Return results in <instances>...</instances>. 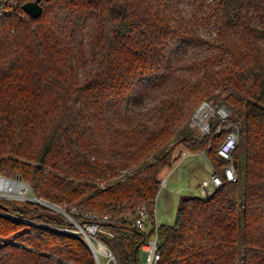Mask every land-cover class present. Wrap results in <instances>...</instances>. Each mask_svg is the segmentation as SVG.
Returning <instances> with one entry per match:
<instances>
[{
	"label": "trees",
	"instance_id": "trees-1",
	"mask_svg": "<svg viewBox=\"0 0 264 264\" xmlns=\"http://www.w3.org/2000/svg\"><path fill=\"white\" fill-rule=\"evenodd\" d=\"M191 48L210 51L184 59ZM211 100L232 112L201 134L191 116ZM237 128L229 181L218 147ZM176 145L223 184L181 195L156 227ZM0 174L98 222L120 264H139L156 230L158 264H264V0H47L37 17L1 19ZM143 205L150 232L132 224ZM0 209L20 217L0 215V264H96L80 236L34 223L73 226L67 215L30 200Z\"/></svg>",
	"mask_w": 264,
	"mask_h": 264
},
{
	"label": "built area",
	"instance_id": "built-area-1",
	"mask_svg": "<svg viewBox=\"0 0 264 264\" xmlns=\"http://www.w3.org/2000/svg\"><path fill=\"white\" fill-rule=\"evenodd\" d=\"M47 0H0V20L9 17V16H18L20 18H25L29 13L24 9V4L27 2H37L39 5L44 7ZM231 107L222 102L217 108L214 107V104L210 101H203L200 106L196 109L191 117V121L194 126L197 127L198 132L201 134H209L211 132V128L213 126V119L219 115L221 119V123L224 122L231 115ZM222 129V125L220 124L217 128L215 134H219ZM240 141L239 130L233 129L226 133L222 143L218 147L219 155L227 162L224 167V175L229 181H235L238 177L236 167L233 159V152ZM208 159V158H207ZM209 162V171L210 175L206 178H203L199 186L197 187L198 193L201 196H208L212 194L218 187L223 184L222 176L214 171L213 164L208 159ZM20 181L30 187L29 183L24 181L22 178H9L5 175L0 174V198L10 199L12 197H16V193L8 190V184L6 181ZM168 184L167 177L162 179V187H165ZM161 189V188H160ZM189 189V187H188ZM183 190V189H182ZM32 191V189H31ZM34 194V193H33ZM35 197L34 196H26L19 197L26 200H30L28 198ZM18 198V197H17ZM161 199L160 191L155 198L156 206H155V218H156V227L159 225L158 216H157V202ZM75 209V207H74ZM0 215H7L15 218H20L16 214H13L7 210L0 209ZM66 215V214H65ZM72 222L73 226L68 224L64 225H52L40 222H34L37 224H44L49 227H53L55 229L65 231L68 233H73L80 236L93 251L94 256L97 261L96 264H120L117 254L114 252L112 248H110L105 241H103L98 232L101 230L98 222L96 221H88L85 223H80L74 219V217L69 214L67 215ZM104 218H107L105 216ZM132 224L141 230H145L146 232H150L152 229V223L150 220L149 210L145 205L141 206L137 212L135 217L133 218ZM141 258L139 264H158V261L161 258L160 253V237L158 235L157 230L152 233L151 237L141 246ZM102 257L106 260L102 261ZM95 259V260H96Z\"/></svg>",
	"mask_w": 264,
	"mask_h": 264
},
{
	"label": "rangeland",
	"instance_id": "rangeland-1",
	"mask_svg": "<svg viewBox=\"0 0 264 264\" xmlns=\"http://www.w3.org/2000/svg\"><path fill=\"white\" fill-rule=\"evenodd\" d=\"M203 32H206V31H203ZM209 51L210 49H207V48H201V49L191 48L184 56V59H187L190 57H196V56L200 57V56L205 55ZM162 94H164V90H162L161 88L151 91V93L146 95L145 97V101H144L145 105L147 106L151 104L157 98H159V96H161ZM210 102L214 104L215 108H217L222 103L219 101V103L215 104L214 100H211ZM219 121H220V117L218 115L214 118V123L216 124ZM190 124L195 128V131L198 132L197 127L194 126L191 120H190ZM172 158H174L173 165L171 166V168L166 167L162 173L163 175L162 179L167 177L168 184L165 187H162V180H161V189H160L161 199L157 202V205H158L157 216L159 218L158 222L173 221L175 219L179 197L181 195L188 194V193H194V194L198 193L199 191L197 187L199 186L200 181L203 178H206L210 175L209 162H208L207 157L203 153H193L187 150L186 148L182 147L181 145H176ZM123 174H124V171H122L115 178L122 177ZM104 183L105 182H103L102 185H104ZM15 193L19 194L20 196H25V195L34 196L33 192L31 191L29 187H27V190L24 192L15 191ZM4 199H7V198H4ZM10 200L16 203H22L23 201H26V199L19 198V197L17 198V196L10 198ZM30 201H34V200H30ZM34 202H37V201H34ZM58 205L62 207L63 209H65L64 206H61L60 204ZM46 206L49 207L54 213L60 212L58 211V209H55L48 205ZM53 206L56 207L55 205ZM131 217H134V215H132ZM105 260L106 259L102 257V261L105 262Z\"/></svg>",
	"mask_w": 264,
	"mask_h": 264
},
{
	"label": "water",
	"instance_id": "water-1",
	"mask_svg": "<svg viewBox=\"0 0 264 264\" xmlns=\"http://www.w3.org/2000/svg\"><path fill=\"white\" fill-rule=\"evenodd\" d=\"M24 9L32 17H37L43 12V7L41 5H39L37 2H27V3H25L24 4ZM28 199L43 203L45 205H48V206L53 207L55 209H58V211H60L63 214L69 215V213L65 209L60 207L58 204L53 203V202H51L49 200H46L44 198H40V197L35 196V197H30ZM53 205H56V207H54ZM95 259H96V257H95ZM96 261H97V259H96Z\"/></svg>",
	"mask_w": 264,
	"mask_h": 264
},
{
	"label": "bare ground",
	"instance_id": "bare-ground-1",
	"mask_svg": "<svg viewBox=\"0 0 264 264\" xmlns=\"http://www.w3.org/2000/svg\"><path fill=\"white\" fill-rule=\"evenodd\" d=\"M6 183L8 184V186H7L8 190H11V191H14V192L15 191H22V192H24V191L27 190V186L23 182H20V181H9L8 180V181H6ZM16 196L17 197H26V195L25 196H20L17 193H16Z\"/></svg>",
	"mask_w": 264,
	"mask_h": 264
},
{
	"label": "crops",
	"instance_id": "crops-1",
	"mask_svg": "<svg viewBox=\"0 0 264 264\" xmlns=\"http://www.w3.org/2000/svg\"><path fill=\"white\" fill-rule=\"evenodd\" d=\"M164 199V198H163ZM161 220V219H160Z\"/></svg>",
	"mask_w": 264,
	"mask_h": 264
}]
</instances>
